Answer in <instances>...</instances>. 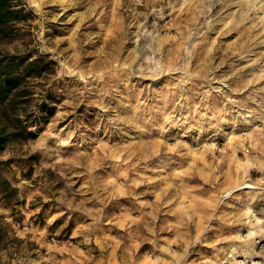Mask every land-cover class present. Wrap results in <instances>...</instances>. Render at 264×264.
<instances>
[{
  "label": "rangeland",
  "instance_id": "374dc122",
  "mask_svg": "<svg viewBox=\"0 0 264 264\" xmlns=\"http://www.w3.org/2000/svg\"><path fill=\"white\" fill-rule=\"evenodd\" d=\"M23 1L0 49L58 104L0 155V264H264V0Z\"/></svg>",
  "mask_w": 264,
  "mask_h": 264
},
{
  "label": "trees",
  "instance_id": "16d2710c",
  "mask_svg": "<svg viewBox=\"0 0 264 264\" xmlns=\"http://www.w3.org/2000/svg\"><path fill=\"white\" fill-rule=\"evenodd\" d=\"M35 19L23 0H0V39L16 38ZM56 73L57 62L48 55L0 49V155L11 144L36 139L50 122L58 100L41 81ZM0 193L10 205L21 202L18 189L1 172Z\"/></svg>",
  "mask_w": 264,
  "mask_h": 264
}]
</instances>
